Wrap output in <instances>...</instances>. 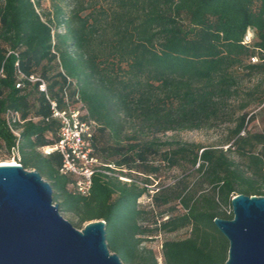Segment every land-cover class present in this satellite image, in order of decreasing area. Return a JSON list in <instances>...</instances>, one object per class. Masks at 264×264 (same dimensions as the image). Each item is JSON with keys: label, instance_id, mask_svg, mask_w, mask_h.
I'll list each match as a JSON object with an SVG mask.
<instances>
[{"label": "trees", "instance_id": "trees-1", "mask_svg": "<svg viewBox=\"0 0 264 264\" xmlns=\"http://www.w3.org/2000/svg\"><path fill=\"white\" fill-rule=\"evenodd\" d=\"M40 8V0H0V150L18 143L20 164L47 180L53 203L77 226L104 220L108 246L124 264H159L141 247L144 238L181 229L187 237L162 243V264H223L228 242L213 219H232L223 208L237 194L264 196V126L246 130L255 119L246 110L264 100V89L251 100L256 86L241 91L237 81L239 68L264 74V0H73L68 13L54 5L45 15ZM19 72L44 80L47 92L28 79L16 88ZM65 90L99 125L93 144L102 165L88 196L70 189L75 180L60 173L59 152H39L59 140L50 100L65 108ZM240 96L249 99L225 149L158 139L211 126ZM8 109L39 120L26 121L17 138L3 119ZM163 166L189 173L152 194L151 177ZM133 172L145 186L117 176ZM145 195L150 210L138 207Z\"/></svg>", "mask_w": 264, "mask_h": 264}, {"label": "water", "instance_id": "water-1", "mask_svg": "<svg viewBox=\"0 0 264 264\" xmlns=\"http://www.w3.org/2000/svg\"><path fill=\"white\" fill-rule=\"evenodd\" d=\"M230 206L232 219H213L228 242L223 264H264V196L237 194ZM0 264L124 263L108 246L104 220L76 229L39 172L0 164Z\"/></svg>", "mask_w": 264, "mask_h": 264}, {"label": "rangeland", "instance_id": "rangeland-1", "mask_svg": "<svg viewBox=\"0 0 264 264\" xmlns=\"http://www.w3.org/2000/svg\"><path fill=\"white\" fill-rule=\"evenodd\" d=\"M41 1V8L39 9L42 15L47 13H52L54 10V5H58L63 8L65 12H69L72 9L73 0H40ZM62 31V29H60ZM252 56H255L259 62V57L255 53ZM250 62V60H249ZM247 62H245L246 65ZM237 81L241 91L247 90H256L253 94V97H250L251 100L255 99L260 95V92L264 89V74H255L249 73L244 68L237 69ZM249 97L240 96L234 100H231L227 107L225 108V115L223 116L222 120H218L211 124L209 127L195 129V130H178V131H171L165 134H159L157 137L160 139L162 143L166 142H181V143H198L202 146H219L225 149L228 144L226 143V139L229 136V132L235 125L236 117L241 113L239 111V105L242 103L243 100H247ZM231 105V106H230ZM230 106V107H229ZM247 112L251 114H255V119L249 121L246 125V130L249 131H259L264 126V100L260 104H256V102H252ZM230 119V120H228ZM49 139H53L52 135L48 134ZM148 137V136H145ZM148 138H152L149 135ZM164 149V148H163ZM39 152L43 156H48L42 148L39 149ZM98 162L93 166V169H97L102 165V160L97 158ZM13 162L11 155L8 153L6 149L0 150V164H8ZM21 162V160L19 161ZM196 166L194 167V169ZM186 170H182L180 168H170L168 166H163L161 172L158 176H152L151 181L152 185L148 186L149 190L153 194L154 192L159 191L160 189L167 188L173 185L176 181L182 178L184 175L189 173V169L185 168ZM32 171L34 169H27ZM127 173L126 170H124ZM120 176V179L124 182H135L138 186H145L144 183V176H140V173L133 172L132 176H128L127 174L124 176L117 174ZM196 176V173H193L190 177H188V181H192ZM43 179L47 181L44 177ZM75 180L76 177H73ZM70 189H73L70 187ZM151 199L145 195L138 201V207L144 210H150V202ZM226 213L231 210V206H226L223 208ZM60 214L68 220L76 229L82 230L85 225L77 226L75 223L77 219L74 215L69 213L60 212ZM228 214V213H227ZM147 225V222L144 223ZM188 230L181 229L172 233H154L152 236H147L144 238V242L142 243L141 247L145 249H150L154 252L155 257L159 264H162V243L165 240H179L187 237Z\"/></svg>", "mask_w": 264, "mask_h": 264}, {"label": "built area", "instance_id": "built-area-1", "mask_svg": "<svg viewBox=\"0 0 264 264\" xmlns=\"http://www.w3.org/2000/svg\"><path fill=\"white\" fill-rule=\"evenodd\" d=\"M252 39V31L247 30L243 36L242 44L248 46L251 44ZM256 61L257 59L255 57L250 58L251 63H255ZM25 79L33 83L41 82L40 91L47 92L44 80L35 76L27 78L21 72H19L16 88H21ZM63 99L66 104L63 109H59L57 103L49 99L53 110L50 119L56 120L60 124L58 132L59 140L56 144L44 146L42 149L47 155L55 151L62 155L63 163L60 168V173L66 176L76 177L72 188L76 193L88 196L90 195L93 185V175L97 171V169H93V166L98 162L97 157L94 155L95 149L93 143L99 125L90 118L88 110L81 101L79 95L70 99L68 92L65 90ZM3 119L9 131L17 138H20L22 125H24L26 121L39 120V118L22 120L20 113L12 109H8L4 113ZM50 119L48 118L47 121ZM8 153L13 159L11 164L21 165L19 162L21 160V155L18 143ZM227 213L232 214V210H229Z\"/></svg>", "mask_w": 264, "mask_h": 264}, {"label": "bare ground", "instance_id": "bare-ground-1", "mask_svg": "<svg viewBox=\"0 0 264 264\" xmlns=\"http://www.w3.org/2000/svg\"><path fill=\"white\" fill-rule=\"evenodd\" d=\"M8 164H11V163H8Z\"/></svg>", "mask_w": 264, "mask_h": 264}]
</instances>
